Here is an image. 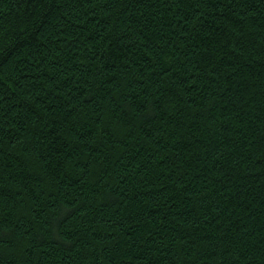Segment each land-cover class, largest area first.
Masks as SVG:
<instances>
[{
  "label": "trees",
  "instance_id": "16d2710c",
  "mask_svg": "<svg viewBox=\"0 0 264 264\" xmlns=\"http://www.w3.org/2000/svg\"><path fill=\"white\" fill-rule=\"evenodd\" d=\"M0 264H264V0H0Z\"/></svg>",
  "mask_w": 264,
  "mask_h": 264
}]
</instances>
